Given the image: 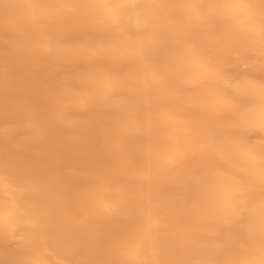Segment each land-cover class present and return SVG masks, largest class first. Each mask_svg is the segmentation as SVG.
<instances>
[{"label":"bare ground","instance_id":"obj_1","mask_svg":"<svg viewBox=\"0 0 264 264\" xmlns=\"http://www.w3.org/2000/svg\"><path fill=\"white\" fill-rule=\"evenodd\" d=\"M20 2L18 14L0 12V264H195L222 238L218 196L238 165L219 149L224 168L199 160L208 177L191 197L181 179L199 170L170 169L207 149V124L235 130L232 152L249 155L248 133H264V96L236 111L216 91L164 89V104L142 111L162 80L201 81L199 49L164 36L151 46L176 51L156 62L143 36L111 29L107 9Z\"/></svg>","mask_w":264,"mask_h":264},{"label":"clouds","instance_id":"obj_2","mask_svg":"<svg viewBox=\"0 0 264 264\" xmlns=\"http://www.w3.org/2000/svg\"><path fill=\"white\" fill-rule=\"evenodd\" d=\"M22 6L20 0H0V12L6 14H18ZM80 7L109 10L106 23L112 30L123 29L143 36L145 56L150 60L160 62L176 51L173 42L151 46V41L169 35L201 51L203 62L208 66L201 81L183 85L179 80H162L147 106L142 104V111L163 105L164 89H174L184 95L216 91L235 99L236 111L264 96V0H108L103 5L85 0ZM225 61L233 62L234 67L225 68ZM101 63L106 67L117 66L107 59ZM123 66L129 64L126 62ZM138 99L134 95L129 97L132 103ZM188 118L199 119L192 113ZM200 132L211 138L207 149L199 157L178 159L170 169L177 171L187 166L199 170L197 175L182 176L184 193L191 197L198 191L200 182L208 177V168L199 160L212 168L225 167L216 155L217 149L236 161L238 167L230 171L238 180L218 196L216 219L224 227L220 242L207 245L195 264H264V133L258 128L252 129L246 136L250 154L238 157L226 140L235 130L220 131L207 124L201 126ZM258 139L261 142L255 143ZM146 264L154 262L149 260Z\"/></svg>","mask_w":264,"mask_h":264}]
</instances>
